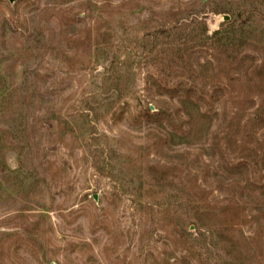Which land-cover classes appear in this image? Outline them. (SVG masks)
Wrapping results in <instances>:
<instances>
[{"label":"rangeland","instance_id":"1","mask_svg":"<svg viewBox=\"0 0 264 264\" xmlns=\"http://www.w3.org/2000/svg\"><path fill=\"white\" fill-rule=\"evenodd\" d=\"M262 61L264 0H0V264H264Z\"/></svg>","mask_w":264,"mask_h":264},{"label":"trees","instance_id":"2","mask_svg":"<svg viewBox=\"0 0 264 264\" xmlns=\"http://www.w3.org/2000/svg\"><path fill=\"white\" fill-rule=\"evenodd\" d=\"M217 35H218V32H216L214 34V36H217ZM217 43H220V39H215L214 44H217ZM250 44H253V43H250ZM256 70H257L259 76H262L264 74V61H262V63L257 66ZM222 231L227 232L228 229L223 228ZM187 235H188V237L186 236L187 238H189L191 236L190 233H188ZM255 243H257V242H255ZM225 244H227V247H226L227 251L225 250V254L231 260L225 264H249V262H253L258 257L256 246L252 249L253 253L250 254V257H248V256L242 254L241 250H238L239 249L238 245L235 242H233L232 240L227 239V237L225 239Z\"/></svg>","mask_w":264,"mask_h":264},{"label":"water","instance_id":"3","mask_svg":"<svg viewBox=\"0 0 264 264\" xmlns=\"http://www.w3.org/2000/svg\"><path fill=\"white\" fill-rule=\"evenodd\" d=\"M11 1H14V0H11ZM228 18H229L228 16H224V19L225 20H228Z\"/></svg>","mask_w":264,"mask_h":264}]
</instances>
